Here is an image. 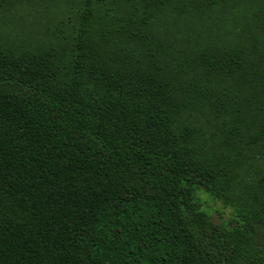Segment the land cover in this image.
<instances>
[{"label":"trees","instance_id":"1","mask_svg":"<svg viewBox=\"0 0 264 264\" xmlns=\"http://www.w3.org/2000/svg\"><path fill=\"white\" fill-rule=\"evenodd\" d=\"M0 264H264V0H0Z\"/></svg>","mask_w":264,"mask_h":264},{"label":"rangeland","instance_id":"2","mask_svg":"<svg viewBox=\"0 0 264 264\" xmlns=\"http://www.w3.org/2000/svg\"><path fill=\"white\" fill-rule=\"evenodd\" d=\"M199 200L202 208L216 221H227L231 214L229 209L222 207L219 202L212 200L205 193L200 192Z\"/></svg>","mask_w":264,"mask_h":264}]
</instances>
